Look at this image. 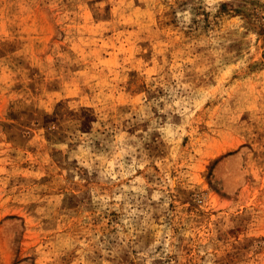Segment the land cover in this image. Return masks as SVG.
<instances>
[{
  "label": "rangeland",
  "instance_id": "1",
  "mask_svg": "<svg viewBox=\"0 0 264 264\" xmlns=\"http://www.w3.org/2000/svg\"><path fill=\"white\" fill-rule=\"evenodd\" d=\"M0 264H264V0H0Z\"/></svg>",
  "mask_w": 264,
  "mask_h": 264
}]
</instances>
